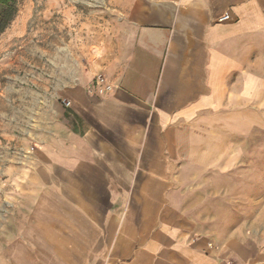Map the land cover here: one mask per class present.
I'll return each instance as SVG.
<instances>
[{"label":"crops","instance_id":"crops-1","mask_svg":"<svg viewBox=\"0 0 264 264\" xmlns=\"http://www.w3.org/2000/svg\"><path fill=\"white\" fill-rule=\"evenodd\" d=\"M118 1L91 60L65 61L42 100L31 92L38 149L0 264H241L205 233L197 182L237 170L264 129V0Z\"/></svg>","mask_w":264,"mask_h":264},{"label":"rangeland","instance_id":"rangeland-1","mask_svg":"<svg viewBox=\"0 0 264 264\" xmlns=\"http://www.w3.org/2000/svg\"><path fill=\"white\" fill-rule=\"evenodd\" d=\"M119 4L118 0H19L18 16L0 41L1 53L15 61L11 70H0V234L9 229L10 201L19 196L17 188L27 184L26 170L38 149L31 143L28 121L31 92L42 100L45 92L54 93L65 61H90L105 39V29L116 25L112 11ZM247 153L237 170L205 171L197 184L205 182V233L233 246L241 264H264V129L249 139ZM180 196L171 194V200ZM38 264L61 262L45 258Z\"/></svg>","mask_w":264,"mask_h":264},{"label":"trees","instance_id":"trees-1","mask_svg":"<svg viewBox=\"0 0 264 264\" xmlns=\"http://www.w3.org/2000/svg\"><path fill=\"white\" fill-rule=\"evenodd\" d=\"M19 13V0H0V37L9 29Z\"/></svg>","mask_w":264,"mask_h":264},{"label":"built area","instance_id":"built-area-1","mask_svg":"<svg viewBox=\"0 0 264 264\" xmlns=\"http://www.w3.org/2000/svg\"><path fill=\"white\" fill-rule=\"evenodd\" d=\"M227 17H223L221 20L226 19ZM94 86L96 87V90L100 93H106L113 90V86L107 82V80L103 76H98L94 82ZM63 105L66 108L71 107V101L69 99L63 100Z\"/></svg>","mask_w":264,"mask_h":264}]
</instances>
